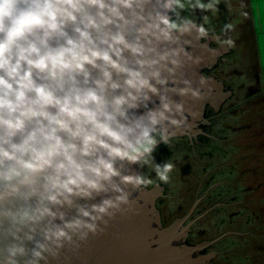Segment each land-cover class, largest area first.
<instances>
[{
  "label": "clouds",
  "instance_id": "clouds-1",
  "mask_svg": "<svg viewBox=\"0 0 264 264\" xmlns=\"http://www.w3.org/2000/svg\"><path fill=\"white\" fill-rule=\"evenodd\" d=\"M214 3L0 0V216L13 228L7 262L48 264L65 245L78 248L151 182L131 166L149 164L158 144L186 124L184 97L203 95L182 69L201 62L189 38L213 37L182 13ZM171 169L155 166L164 181Z\"/></svg>",
  "mask_w": 264,
  "mask_h": 264
},
{
  "label": "flooded vegetation",
  "instance_id": "flooded-vegetation-1",
  "mask_svg": "<svg viewBox=\"0 0 264 264\" xmlns=\"http://www.w3.org/2000/svg\"><path fill=\"white\" fill-rule=\"evenodd\" d=\"M247 1L215 0L213 10L203 11L187 8L182 13V15L190 16L197 23H203L208 29L209 36L213 37L210 40L204 39L199 42L193 38H189L192 39V46L189 47V50L194 54L193 57L200 58L201 62L198 65L190 64V66H187L188 70L185 69L184 71V76L192 81V87L199 89L203 94L202 96H209V98L200 111L195 110L196 118L194 125L185 134L172 136L167 143H159L152 153V157H155V154L160 150L192 148L197 150L195 158L198 160L212 157L217 158L219 156L220 161L214 167L215 174L211 181L212 186H209L211 189L207 188L202 191L200 188H194L192 191L191 188H187L181 194H178L179 196H171L168 183L170 180L175 179L179 181V184L187 186L184 181L189 180L191 182L193 180L192 164L189 158L178 157L175 159L178 163L182 161L184 165L180 173L174 172L169 174L167 181L162 180L156 171L153 170L152 158H150L149 164L139 165L140 173L151 181L145 188L152 190L154 194H157V191H161L162 193L159 199H155V207L159 210L163 225V209L171 202L175 203L178 209H182L193 193L196 196V200L188 213L182 217L175 218L170 225L176 221L181 222V218L191 217L195 212L201 210L206 201L210 203L215 201L207 210L213 208V211L226 205L219 201V197H223L225 191L228 190L230 181L227 174L230 173L231 176L232 173L222 172L224 169L222 165L228 161L231 154L228 147L235 146L230 142L228 143V138L245 131L238 124L232 123L238 119L240 120V112H231L233 108L230 107L235 106V96H253L252 93L257 86V72L251 73L252 69H247L251 68L249 66L256 64L255 33L252 28ZM203 2L207 3L209 0H203ZM205 17H207L206 21ZM227 25L231 27L225 31ZM229 39L231 40L230 44L222 43V41ZM210 41L217 43V50L211 48L213 43H211L209 49L208 42ZM200 76L205 77L208 82L201 85L199 83ZM239 120L238 123H240ZM149 171H152L151 175L148 174ZM219 177L228 178L224 179L222 183H216ZM213 186L215 188H212ZM244 192L245 190L242 191V193ZM239 214L231 217H235L236 219L234 220L237 221L240 216ZM194 225L185 237V243L189 246L212 243L213 247L217 249V244L221 242L224 235L210 241L207 239L197 241V238L193 236ZM202 233L198 235H202ZM192 239L194 243L191 241ZM216 255L219 256L221 254L216 251Z\"/></svg>",
  "mask_w": 264,
  "mask_h": 264
},
{
  "label": "rangeland",
  "instance_id": "rangeland-1",
  "mask_svg": "<svg viewBox=\"0 0 264 264\" xmlns=\"http://www.w3.org/2000/svg\"><path fill=\"white\" fill-rule=\"evenodd\" d=\"M211 43H213L212 46ZM214 43V41H211L209 47L211 46L212 49H216L217 43ZM256 82L257 86L254 92H258L259 90L264 92L263 80H260V77L257 76ZM235 97V106H231L230 108H233L231 112H240V120L238 119L240 123H238V120L232 123L238 124L245 131L228 138V143L230 142L235 146L228 147L231 153L230 158L222 165L224 168L222 172H235V175L232 177L230 173L227 174L229 175V181L233 182V185L228 187V190L223 194V201L233 200L228 203L229 210L212 215L210 219L217 220L222 215H229V217L237 216L241 211H244V214L237 221L232 222V224L229 223V227L231 229H237V233L240 234H234L236 238H233L231 241H227L226 239L222 240L217 244V249L211 243L202 248L200 253L208 254L211 250L215 253L216 251L223 252L219 256L215 254L213 259L208 260V263L212 264H264V96ZM250 97L252 98L250 99ZM196 151L192 148L160 150L155 154L154 159H152L153 170H155L156 165H160L161 170H163V165L165 164L172 165L171 171L166 173L167 176L174 172H181L184 163L182 161L178 163L175 160L176 158L184 157L190 159L194 176L193 180L191 182L189 180L184 181L187 186L179 184L178 180H170L168 186L171 196L181 194L187 188H191L193 191L194 188H200L202 185H206V189L212 186L211 181L215 174L214 167L220 161L219 156L217 158L212 157L198 160L195 158ZM226 178L228 177H219L216 183H222ZM212 188H215V186ZM238 189H243L245 192H238ZM160 197L158 195L156 198L159 199ZM207 204H203V206ZM203 206L201 207V211L198 210L195 212L200 214L196 218L207 211L208 208L204 210L205 208ZM212 209H209L203 216L211 213ZM167 211H169L168 206L163 209L164 223L168 215ZM191 217L185 219L182 223V228H185L196 219H190ZM202 217L195 220L189 226V229L191 230L192 226ZM249 218H254V222L248 224L246 221ZM219 229L220 226L213 225L211 230L212 232H218ZM188 233L189 230L185 231V234ZM228 235L223 237H227ZM191 241L194 243L193 239Z\"/></svg>",
  "mask_w": 264,
  "mask_h": 264
},
{
  "label": "water",
  "instance_id": "water-1",
  "mask_svg": "<svg viewBox=\"0 0 264 264\" xmlns=\"http://www.w3.org/2000/svg\"><path fill=\"white\" fill-rule=\"evenodd\" d=\"M189 51L192 53L191 50ZM187 66L190 64L182 69L183 74L185 69L188 70ZM208 98L209 96H202L200 100H194L190 96L183 98L187 122L184 126L174 129L175 134L170 137L183 135L194 125L195 110L200 111ZM153 99L158 104V99L155 97ZM173 99L179 100L180 97L174 96ZM140 112H143V109ZM131 168L140 173L139 165H132ZM158 195L162 196L161 192L157 191V194H154L145 187L133 192L130 197L131 204L123 206L125 209L123 213H117L108 222L107 227L101 225L104 227L102 233L96 236L90 235L86 241L78 242V248L65 245L60 255L56 259L50 258L48 264H210L208 260L213 259L216 253L212 250L208 254L200 253L209 243L189 246L184 240L188 235L185 231H190L189 226L209 210L185 228H182V223L187 217L181 218V222L176 221L170 226H164L161 223L159 210L155 207V199ZM100 199L101 197H97L89 203L99 202ZM18 203L9 201L8 206L15 208ZM2 208L3 205L0 204V209ZM73 214L74 210L69 212V217ZM12 230V226L0 216V264H10L6 261L3 249L10 240ZM27 246L30 248L32 244L29 242Z\"/></svg>",
  "mask_w": 264,
  "mask_h": 264
},
{
  "label": "trees",
  "instance_id": "trees-1",
  "mask_svg": "<svg viewBox=\"0 0 264 264\" xmlns=\"http://www.w3.org/2000/svg\"><path fill=\"white\" fill-rule=\"evenodd\" d=\"M152 171H149V175H151ZM193 175V172H192ZM235 175V172L232 171L231 173V177ZM233 185V182L229 183V187H231ZM200 189L203 191L206 189V185H202L200 187ZM243 189H238V192H242ZM215 197V196H214ZM221 202L225 203L226 205L217 208L213 211H211V213H208L207 215H205L203 218H201L195 225H194V232H193V236L197 238V241L201 240V239H207V240H214L220 236H223L225 234H229L227 237H224L222 240H227V241H231L233 238H236V236L234 235L235 233L238 232L237 229H231L229 227V223L232 224V222L236 219L235 217H229V215H222L219 219L217 220H211L210 217L212 215H216L217 213H222L225 210H229V206L228 203H230L233 199H229L226 201H223V197H219ZM196 200V196L193 193L192 196H190L189 200L186 202V204L183 206L182 209H178L176 204L174 205L172 202L168 205L169 207V211H167L168 215L166 218V222L164 223V226H168L172 223V221L175 218L178 217H182L184 215H186L190 209V207L193 205L194 201ZM208 201H206L204 204H207ZM215 203V201H213ZM213 202L205 206H203V208H205L204 210H206L207 208H210L213 205ZM203 210V209H202ZM201 211V210H199ZM244 214V211L240 212V216ZM198 215H200L199 213H194L193 216L190 219H194L196 218ZM221 215V214H220ZM239 216V217H240ZM164 220V219H163ZM248 224L254 222V218H249L246 221ZM213 225L216 226H220V229L218 232H212V228ZM232 226V225H231ZM203 232V233H202ZM199 233H202V235H198ZM221 240V241H222Z\"/></svg>",
  "mask_w": 264,
  "mask_h": 264
},
{
  "label": "crops",
  "instance_id": "crops-1",
  "mask_svg": "<svg viewBox=\"0 0 264 264\" xmlns=\"http://www.w3.org/2000/svg\"><path fill=\"white\" fill-rule=\"evenodd\" d=\"M248 9L250 11V18L252 28L255 33L256 53L255 63L249 66L252 69L251 73L257 72V76L264 83V0H248ZM257 6V7H256ZM261 82V81H260ZM253 96H264V92H253Z\"/></svg>",
  "mask_w": 264,
  "mask_h": 264
}]
</instances>
